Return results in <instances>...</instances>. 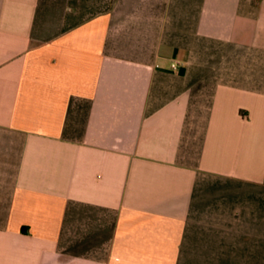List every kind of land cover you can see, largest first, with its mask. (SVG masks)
Returning <instances> with one entry per match:
<instances>
[{"label":"crops","instance_id":"obj_1","mask_svg":"<svg viewBox=\"0 0 264 264\" xmlns=\"http://www.w3.org/2000/svg\"><path fill=\"white\" fill-rule=\"evenodd\" d=\"M0 264H264V0H0Z\"/></svg>","mask_w":264,"mask_h":264}]
</instances>
